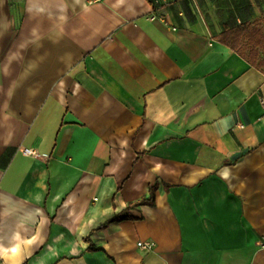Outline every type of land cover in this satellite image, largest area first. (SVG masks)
I'll return each mask as SVG.
<instances>
[{"label": "crops", "instance_id": "obj_1", "mask_svg": "<svg viewBox=\"0 0 264 264\" xmlns=\"http://www.w3.org/2000/svg\"><path fill=\"white\" fill-rule=\"evenodd\" d=\"M258 21L264 0H0V264H264V69L219 42Z\"/></svg>", "mask_w": 264, "mask_h": 264}, {"label": "trees", "instance_id": "obj_2", "mask_svg": "<svg viewBox=\"0 0 264 264\" xmlns=\"http://www.w3.org/2000/svg\"><path fill=\"white\" fill-rule=\"evenodd\" d=\"M219 42L228 48L236 51L242 58H244L248 63H251L254 67L259 70L264 69V58L262 54L264 52V28L261 22L248 23L236 27L234 29H227L222 34H220ZM159 188V184H155L150 187L148 198L140 200L138 203L131 204L128 208L134 209L140 205L154 206L156 200V191ZM170 186H166L165 189L168 191ZM125 217H114L108 222V226L113 221L121 220ZM104 226V228L106 227ZM91 252L103 251L102 248H95L93 245L89 248Z\"/></svg>", "mask_w": 264, "mask_h": 264}, {"label": "built area", "instance_id": "obj_3", "mask_svg": "<svg viewBox=\"0 0 264 264\" xmlns=\"http://www.w3.org/2000/svg\"><path fill=\"white\" fill-rule=\"evenodd\" d=\"M26 154H31V155H35L32 150L30 149H25V152ZM138 247L140 249H143L145 251H152L154 248H155V244L154 243H151V242H141L138 244Z\"/></svg>", "mask_w": 264, "mask_h": 264}]
</instances>
